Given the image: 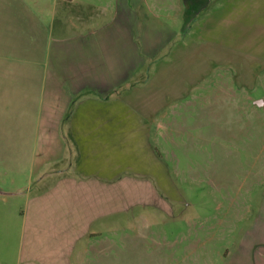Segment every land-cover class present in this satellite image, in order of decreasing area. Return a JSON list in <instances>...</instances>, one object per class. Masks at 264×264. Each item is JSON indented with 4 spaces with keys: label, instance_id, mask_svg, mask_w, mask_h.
<instances>
[{
    "label": "crops",
    "instance_id": "crops-1",
    "mask_svg": "<svg viewBox=\"0 0 264 264\" xmlns=\"http://www.w3.org/2000/svg\"><path fill=\"white\" fill-rule=\"evenodd\" d=\"M109 1L0 0V264L104 258L121 198L152 199L121 177L153 159V61L177 32L144 0ZM233 241L229 264H264V212Z\"/></svg>",
    "mask_w": 264,
    "mask_h": 264
},
{
    "label": "rangeland",
    "instance_id": "rangeland-1",
    "mask_svg": "<svg viewBox=\"0 0 264 264\" xmlns=\"http://www.w3.org/2000/svg\"><path fill=\"white\" fill-rule=\"evenodd\" d=\"M144 1L177 32L153 61V159L127 158L121 177L152 188L151 204L121 198L101 227L109 256L82 264H182L189 250L183 264H229L264 212V3L210 2L200 17L183 0Z\"/></svg>",
    "mask_w": 264,
    "mask_h": 264
},
{
    "label": "water",
    "instance_id": "water-1",
    "mask_svg": "<svg viewBox=\"0 0 264 264\" xmlns=\"http://www.w3.org/2000/svg\"><path fill=\"white\" fill-rule=\"evenodd\" d=\"M254 103H256L257 105H259V106H260V105H261V103H262V100H261V99L255 100V101H254ZM3 193H6V192H5V191H1V190H0V194H3Z\"/></svg>",
    "mask_w": 264,
    "mask_h": 264
}]
</instances>
